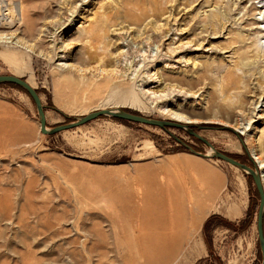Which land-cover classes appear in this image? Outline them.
Here are the masks:
<instances>
[{
    "label": "rangeland",
    "instance_id": "374dc122",
    "mask_svg": "<svg viewBox=\"0 0 264 264\" xmlns=\"http://www.w3.org/2000/svg\"><path fill=\"white\" fill-rule=\"evenodd\" d=\"M19 1L25 19L0 23V75L37 91L48 129L98 109L171 120L156 101L191 121L163 129L100 116L45 134L30 96L1 83L0 264H261L253 179L187 146L211 151L191 130L263 179L264 0ZM211 14L214 26L204 21ZM103 35L113 43L105 66ZM148 46L155 60L132 77L127 61ZM213 180L193 241L190 234L168 262L146 259L142 235Z\"/></svg>",
    "mask_w": 264,
    "mask_h": 264
},
{
    "label": "bare ground",
    "instance_id": "6f19581e",
    "mask_svg": "<svg viewBox=\"0 0 264 264\" xmlns=\"http://www.w3.org/2000/svg\"><path fill=\"white\" fill-rule=\"evenodd\" d=\"M138 1L139 0H136L135 3L137 4ZM141 1H147V0H141ZM261 3H262L261 7H264V1H261ZM0 13L2 15L0 23L6 28L12 27L15 24H18L20 21L25 19V9L22 7L21 2L19 0H0ZM259 13L261 14L262 10H260ZM142 16L143 15L141 14L137 15L136 20L141 19ZM215 20L217 21L219 20L218 14H211L207 16V19H204L205 23H208L209 25L212 26H214L215 22H217ZM260 22L261 25L257 26L258 31H264V20ZM2 35L5 36L4 33ZM2 35L0 34V41ZM101 39H103V47H102L103 55L98 57L97 59L99 63L105 66L107 65V61L105 60V58L111 56V50H109V48L110 46L113 45V43L110 42L107 36L103 35ZM258 43L260 45L258 50L263 51L262 43H264V40H258ZM126 44L127 43H125V41H122L123 48L125 47ZM123 48L121 49V51L123 50ZM137 55L138 58H136ZM154 56L156 55L155 52L153 51V48H151V46H148V49H138V48L135 49V54H133L130 60L127 61V63H129L128 68H131L132 70L131 71L132 77L136 76L138 69L144 67L146 65V62L155 60ZM82 58L81 59L79 58L78 62H81ZM92 59L93 56L91 54H88V56L84 60L86 62H89ZM106 70L107 68L106 69L102 68L101 73H103ZM145 73H146V77L150 78L151 75H149L148 71H145ZM261 78L264 81V76ZM230 80H231V76H228L226 78V81L229 82ZM154 105H155L154 108H156L159 113L164 114L165 116H168L171 119L182 122L191 121V119L188 116L180 113L179 109L168 108L169 104L167 101H156L154 102ZM237 128L241 131V133H243V135H247L246 132L247 127L245 126V124L244 125L242 124ZM250 151L253 155V158L259 163V167L262 168L263 163L259 158V156L257 155V153L253 150V148H251ZM210 152L211 151H208V153ZM262 182L264 184V177L262 179ZM207 184H209V182H207ZM211 185L212 184H210V186ZM215 189L216 188L214 181V184L212 185V187L209 188L210 191H208V193L202 194L197 192L198 194H196L194 192L195 194L192 195L191 194L192 191L188 192L187 202L186 199L183 200L181 199L182 201L179 206V209H176L177 211H174L172 208H170L166 212L164 216L165 219L162 224L159 223L160 225H156L154 231L151 232L148 231L147 233H145V235L144 234L142 235L143 238L141 239L139 248L142 250L143 252L142 254L146 257V259L156 258L160 263L168 262L171 258H173L179 253L181 247L185 245L187 239L191 238L189 236L190 234L193 237L191 241H193L195 236L194 230L197 227L199 217L204 213V210L207 211L208 208L211 206L210 204L213 203L215 197Z\"/></svg>",
    "mask_w": 264,
    "mask_h": 264
},
{
    "label": "water",
    "instance_id": "95a60500",
    "mask_svg": "<svg viewBox=\"0 0 264 264\" xmlns=\"http://www.w3.org/2000/svg\"><path fill=\"white\" fill-rule=\"evenodd\" d=\"M1 83H11L14 85H17L18 87L22 88L32 99L36 106L37 114H38V120L40 125V131L45 134H54L66 129H71L83 124L88 123L89 121H92L100 116H111L120 120H126L134 123H139L143 125H149V126H157L160 128H167V127H173V128H184L187 129V125H184L180 123L178 120H165V119H155L151 117H146L141 114H136L133 112H130L128 110L123 109H98L91 111L87 114L75 117L72 121L65 122L62 124L55 125L51 128H47L46 126V120H45V107L41 103V100L39 98V95L37 91L31 87L25 80L22 78L16 77L14 75H0V84ZM190 134L198 138L199 140L203 141L207 145L211 147L210 153H201L193 150L191 147L187 146V149L190 153L204 157V158H218L220 160H223L234 167L240 169L241 171H244L245 173L249 174L251 178L253 179L257 192L259 194V204L257 209V215H256V227H257V233H258V242L261 252V264H264V234H263V215H264V189L262 185V179L261 176L256 168H251L250 166L239 162L232 156H229L225 153H222L220 151H216L212 148V146L201 136L194 133L191 130H188Z\"/></svg>",
    "mask_w": 264,
    "mask_h": 264
}]
</instances>
